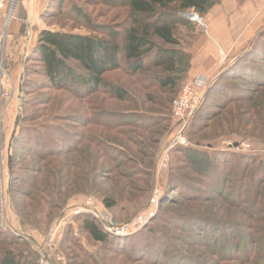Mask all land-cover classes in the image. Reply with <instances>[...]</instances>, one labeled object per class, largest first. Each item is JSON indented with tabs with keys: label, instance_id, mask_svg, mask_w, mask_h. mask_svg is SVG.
<instances>
[{
	"label": "rangeland",
	"instance_id": "rangeland-1",
	"mask_svg": "<svg viewBox=\"0 0 264 264\" xmlns=\"http://www.w3.org/2000/svg\"><path fill=\"white\" fill-rule=\"evenodd\" d=\"M51 1L38 6L32 33L25 30L27 11L19 4L13 20H22L21 32L28 37L9 43L0 70V264H24L28 252L37 264L39 247L52 264H259L242 260L238 250L241 243H261V254L264 170L254 171V164L240 157L230 161L228 152L264 157V74L254 78L234 67L222 75L230 58L215 70L206 62L211 54L219 55L216 44L214 49L201 45L200 54L196 50L203 35L215 43L209 22L226 18L221 5L228 0H217L200 14L201 25L187 19L192 34L181 27V46L166 49L180 62L176 92L159 86L160 70L138 69L129 61L104 74L99 86L79 77L67 88L56 87L34 54L36 31L108 40L130 25V14L127 0ZM72 2L80 7L73 17L67 13ZM19 44L26 48L23 53ZM196 77H206L209 84L207 90L198 88L207 93L202 110L186 132L187 142L169 150L176 128L174 100L182 83ZM214 82L218 85L212 87ZM115 89L126 96L119 97ZM180 148L199 152L185 154ZM88 199L120 226L145 211L154 213L130 234H116L90 214L75 213ZM83 214L98 221L109 237L106 242L82 230ZM10 226L29 239L14 244ZM224 243L237 246L238 256L224 255ZM156 245L159 253L151 248ZM7 250H13L14 261L6 260ZM172 250L179 258L164 262L161 256Z\"/></svg>",
	"mask_w": 264,
	"mask_h": 264
},
{
	"label": "trees",
	"instance_id": "trees-1",
	"mask_svg": "<svg viewBox=\"0 0 264 264\" xmlns=\"http://www.w3.org/2000/svg\"><path fill=\"white\" fill-rule=\"evenodd\" d=\"M53 1L55 0L51 2ZM212 3L218 2L217 0H127L126 6L130 14V25L124 29L121 35L113 34L110 39L104 40L91 34L43 29L38 32L37 42L33 49L34 54L42 64L44 73L58 88H67V85L70 84L69 82L75 81V78L79 77H85L87 80L85 78L84 80H86L87 84L99 86L103 83L102 77L104 74L110 70L120 68L122 61H129L138 69L160 70L161 75L157 78L159 86L162 89H170L172 92H176L180 84V62L175 54H169L166 49H175L181 46L182 38H184L180 31L181 27L187 28L186 30L189 34L194 31L192 23L182 17L181 13L195 10L202 15L207 12L208 7ZM79 10L78 4L72 2L67 13L73 17L75 12ZM261 57H264V30L258 34L248 50L238 56L231 66L228 65L229 67L225 72H222V75L235 67L237 73L242 75L248 73L253 74L254 78L262 77L264 73H262V65L259 62ZM80 68L85 71V74L78 70ZM83 83L80 84L85 86ZM184 83H182L180 91ZM217 85L218 83L215 85L214 82L212 87ZM113 92L119 97L126 96L125 92H120L118 89H115ZM202 105L191 119L189 126L202 110ZM171 118L175 120L173 126L176 127L177 120L173 114ZM260 139L264 141V138ZM45 150L50 152L51 148ZM178 150H182L185 154L192 153V155L199 152L191 148H180ZM259 156H236L228 152L230 161L233 158L238 159L240 157L241 161L248 160L249 163H253L254 171L262 173L264 170V157ZM225 157L227 156L225 155ZM247 165L248 163H246ZM255 198V191L253 190L252 199L254 200ZM104 202L108 207L113 206V203L109 199H104ZM80 218L82 220V230L92 240L103 243L108 240L109 237L104 230L105 228L103 229L95 218L84 214ZM21 224L25 226L28 224V221L22 215ZM32 228L36 229L37 226ZM22 237V233H12L9 238L16 244L15 242L22 239ZM209 244L214 246L215 243ZM262 244L263 246L259 248L261 254L257 255V247H260L261 243H241L238 250L242 253L241 259L244 261L250 260L251 262L257 261L259 264H263L264 243ZM156 247L158 245L151 248H154V253H159ZM222 248L224 255L238 256V253H236L237 246L224 243ZM5 253L8 255H6L7 257L5 256L6 260L8 258L14 261L13 256L15 255H13V250H7ZM29 253H27L28 257L25 256V253L23 254V258L25 259L24 264H33V260H30L32 254L30 253V255ZM172 253H163L160 256L164 262L171 258H179L178 251L172 250Z\"/></svg>",
	"mask_w": 264,
	"mask_h": 264
},
{
	"label": "built area",
	"instance_id": "built-area-1",
	"mask_svg": "<svg viewBox=\"0 0 264 264\" xmlns=\"http://www.w3.org/2000/svg\"><path fill=\"white\" fill-rule=\"evenodd\" d=\"M22 0H0V70L4 71L3 67V56L9 46L11 41H15L18 37L12 30V24L15 22V12L19 7ZM181 15L198 24L201 25L204 22V18L196 12L195 10H190L188 12H182ZM28 35H26L27 39ZM199 87H203L205 90L208 89L209 84L206 82V77L203 78H192L184 83L181 91L174 100L172 106V114L177 119V125L172 134V139L170 143L171 150L174 145L185 144L187 142L186 132L189 127L190 121L195 115L196 111L203 104L205 96L204 93H199ZM167 150L166 152H168ZM164 164L166 158H164ZM167 166V165H164ZM158 200V196L153 198V202ZM153 210H148L138 216L133 222L124 224L120 226L115 223L111 218V214L106 210H101L99 205H96L92 199H88L83 205L79 206L75 213L79 214L85 212L95 217L98 221L102 222L105 230L113 231L116 234H130L136 228H140L147 220L153 215ZM6 227L8 225L6 224ZM11 228V226H10ZM12 229V228H11ZM13 230V229H12ZM14 231V230H13ZM16 234L17 231H14ZM25 239L29 237L22 235ZM39 259L37 264H52L49 255L44 248L39 247Z\"/></svg>",
	"mask_w": 264,
	"mask_h": 264
},
{
	"label": "crops",
	"instance_id": "crops-1",
	"mask_svg": "<svg viewBox=\"0 0 264 264\" xmlns=\"http://www.w3.org/2000/svg\"><path fill=\"white\" fill-rule=\"evenodd\" d=\"M41 2L42 0H22L21 2L22 7L27 11L28 17L25 20L23 19V22L27 24L25 30H28L30 33H32L33 28L31 26V20H35L37 12L39 11L38 6L41 7ZM221 7L222 9L225 8L223 14L226 15V18L221 16L214 17V19L209 22L211 23V27L209 26L211 32L208 35L215 43H209V39L203 35V37L199 38L196 46V50L199 52L201 50V45H204V47H208L209 45L211 49H214V45L216 44L215 46H217L220 56L218 54H211L209 59H206L207 64H210V66L214 65V70L216 69L215 65L220 66L221 63L224 62V57L225 59L230 58V63L234 62L238 56L251 47L258 34L264 30V0H246L244 2H240L239 0H228V2H225L224 6L221 5ZM21 22V19L19 22H14L11 28L18 36L17 40L25 41L26 36L21 32ZM38 32L39 31L35 32L33 46L37 42ZM20 46L19 44L17 47L20 49V52L23 53L26 48L24 44L23 47ZM18 49L16 48L17 51ZM203 54L206 53L203 51ZM210 70L213 69L199 70L197 74L203 75ZM38 233L39 232H36V234Z\"/></svg>",
	"mask_w": 264,
	"mask_h": 264
},
{
	"label": "bare ground",
	"instance_id": "bare-ground-1",
	"mask_svg": "<svg viewBox=\"0 0 264 264\" xmlns=\"http://www.w3.org/2000/svg\"><path fill=\"white\" fill-rule=\"evenodd\" d=\"M158 201V200H157Z\"/></svg>",
	"mask_w": 264,
	"mask_h": 264
}]
</instances>
